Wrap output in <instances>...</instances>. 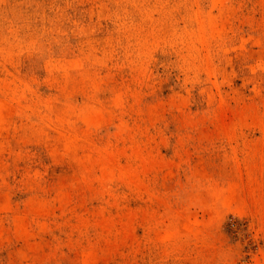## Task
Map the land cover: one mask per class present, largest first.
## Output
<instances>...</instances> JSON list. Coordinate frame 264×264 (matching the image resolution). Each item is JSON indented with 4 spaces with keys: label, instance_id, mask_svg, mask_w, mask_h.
I'll list each match as a JSON object with an SVG mask.
<instances>
[{
    "label": "rangeland",
    "instance_id": "1",
    "mask_svg": "<svg viewBox=\"0 0 264 264\" xmlns=\"http://www.w3.org/2000/svg\"><path fill=\"white\" fill-rule=\"evenodd\" d=\"M0 264H264V0H0Z\"/></svg>",
    "mask_w": 264,
    "mask_h": 264
}]
</instances>
